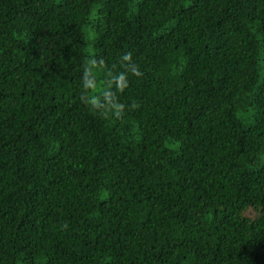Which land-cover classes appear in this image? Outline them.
Returning a JSON list of instances; mask_svg holds the SVG:
<instances>
[{
    "label": "trees",
    "instance_id": "trees-1",
    "mask_svg": "<svg viewBox=\"0 0 264 264\" xmlns=\"http://www.w3.org/2000/svg\"><path fill=\"white\" fill-rule=\"evenodd\" d=\"M0 264H264V0H0Z\"/></svg>",
    "mask_w": 264,
    "mask_h": 264
},
{
    "label": "clouds",
    "instance_id": "clouds-1",
    "mask_svg": "<svg viewBox=\"0 0 264 264\" xmlns=\"http://www.w3.org/2000/svg\"><path fill=\"white\" fill-rule=\"evenodd\" d=\"M121 62H127L124 64L125 71H119L116 75L111 77L110 83L114 82L118 91L123 90L127 86V73L139 74L137 67L131 61V53L125 52L121 57ZM96 60H88L84 69V77L82 87L85 90H94L96 88L94 77L92 76V70L96 66ZM100 65L103 66V61H100ZM85 103L90 104L93 108L98 109L101 114H104L107 110L113 111L115 115H119V111L124 107L123 104L118 103L114 97L110 94H105L103 100L105 104H100V99L97 96L84 95L82 96Z\"/></svg>",
    "mask_w": 264,
    "mask_h": 264
}]
</instances>
